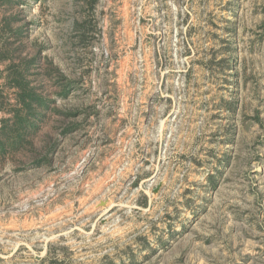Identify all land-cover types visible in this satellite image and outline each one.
Masks as SVG:
<instances>
[{
	"label": "rangeland",
	"instance_id": "1",
	"mask_svg": "<svg viewBox=\"0 0 264 264\" xmlns=\"http://www.w3.org/2000/svg\"><path fill=\"white\" fill-rule=\"evenodd\" d=\"M0 53V264H264V0H0Z\"/></svg>",
	"mask_w": 264,
	"mask_h": 264
},
{
	"label": "trees",
	"instance_id": "2",
	"mask_svg": "<svg viewBox=\"0 0 264 264\" xmlns=\"http://www.w3.org/2000/svg\"><path fill=\"white\" fill-rule=\"evenodd\" d=\"M96 0H92L94 2ZM1 56L0 53V58ZM11 82L17 87L16 96L18 101V107L13 113V122L9 126L8 131L16 136L12 143V146L22 145L28 136H32L39 130L40 117L44 111L51 108L49 101H45L41 95L36 93L34 88L30 87L28 82L24 78V72L12 69ZM67 89L63 87V91L60 93L62 96H66ZM59 111V110H58ZM61 112V111H60ZM7 130V129H6ZM52 145L48 146L49 150L52 149Z\"/></svg>",
	"mask_w": 264,
	"mask_h": 264
}]
</instances>
